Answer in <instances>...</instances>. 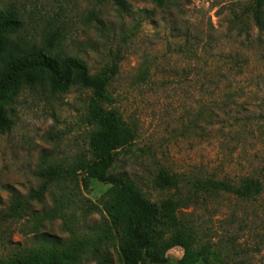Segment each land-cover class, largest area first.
Returning a JSON list of instances; mask_svg holds the SVG:
<instances>
[{
	"label": "rangeland",
	"instance_id": "374dc122",
	"mask_svg": "<svg viewBox=\"0 0 264 264\" xmlns=\"http://www.w3.org/2000/svg\"><path fill=\"white\" fill-rule=\"evenodd\" d=\"M119 1L0 0V10L18 14V38L27 44L56 33L54 50L84 62L92 76L116 65L106 109L133 130L135 140L111 172L126 173L150 202L172 193L153 189L161 167L184 182L239 186L252 178L264 188V36L242 13L247 0ZM90 97L78 89L54 94L42 85L20 92L11 108L13 127L0 135V214L13 195L38 189L34 172L43 156L68 165L88 154ZM63 193L50 188L32 211L54 209ZM76 194L91 212L65 199L61 218L37 234L82 238L120 205L116 185L90 181ZM182 214L218 255L211 264H264V189L251 200L199 193ZM31 226L0 222V258L32 245ZM181 257L179 248L167 253L172 262ZM113 261L120 264L114 254Z\"/></svg>",
	"mask_w": 264,
	"mask_h": 264
},
{
	"label": "trees",
	"instance_id": "16d2710c",
	"mask_svg": "<svg viewBox=\"0 0 264 264\" xmlns=\"http://www.w3.org/2000/svg\"><path fill=\"white\" fill-rule=\"evenodd\" d=\"M113 1L120 5L119 0ZM166 1L153 0L158 6ZM242 13L258 36H264V0H247ZM95 19L101 25L96 16ZM21 29L22 23L14 10H0V135L9 133L13 127L11 108L20 92L40 85L54 94L72 89L89 92L84 122L90 132L87 155L68 165L49 162L43 156L34 172L40 182L38 189L24 197H11L9 206L0 214V222L29 221L31 233L36 236L31 246L12 250L0 258V264H114L113 254L120 264H211L217 260L211 246L201 243L194 228L182 218V211L199 193L224 192L251 200L262 194L261 182L252 178L244 179L239 186L213 180L184 182L161 167L153 180V189L172 193L159 203L150 202L126 173L111 172L119 153L128 152L135 140L133 130L114 111L106 109L111 103L108 88L117 74L116 65L92 76L84 62L54 50L59 43L56 33L46 34L39 45L27 44L18 38ZM227 62L238 65L233 58ZM90 181L116 185L120 192L119 207L108 211L106 218L82 238L37 234L44 223L61 218L59 206L65 199H71L84 214H89L87 204L75 198L76 190L80 191V186L86 189ZM53 187L67 193L56 201L54 209L34 213L32 205L42 204L44 195ZM90 207L98 212L94 206ZM175 248L182 250V257L172 262L167 253Z\"/></svg>",
	"mask_w": 264,
	"mask_h": 264
}]
</instances>
